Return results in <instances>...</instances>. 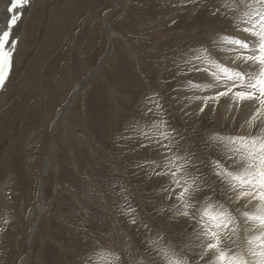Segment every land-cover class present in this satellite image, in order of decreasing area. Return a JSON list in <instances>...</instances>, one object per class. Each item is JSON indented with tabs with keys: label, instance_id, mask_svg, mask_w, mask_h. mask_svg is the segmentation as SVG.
<instances>
[{
	"label": "rangeland",
	"instance_id": "1",
	"mask_svg": "<svg viewBox=\"0 0 264 264\" xmlns=\"http://www.w3.org/2000/svg\"><path fill=\"white\" fill-rule=\"evenodd\" d=\"M117 1L66 0L63 12L45 20L44 1L36 6V0H30L22 10L20 29L12 30L15 38L20 30L16 49L22 42L23 48L21 55L20 50L14 51L3 87L8 100L0 106V117H5L0 124V133H4L0 140V181L16 174L23 185L17 205L9 208L11 212L0 207V264H112L108 250L120 253L124 264H133L132 253L139 251L142 255L135 259L140 264L146 258L145 241L149 236L154 238V232L131 225L121 214L123 196L139 213L138 219L145 220L154 231L166 233L167 239L177 244L175 236L184 222L176 224L157 213L163 198L160 186L167 183V178L149 179L136 167L155 153L138 148L137 139L120 137L139 136L133 129L134 122L144 126L146 98L158 93L154 98L167 109L171 123L187 136L203 161L204 173L211 175L208 163L214 153L206 149L203 137L210 132L234 134L248 117L247 106L235 114L233 110L224 111L222 101L210 106L215 112L206 108L200 114L201 104L188 99L196 90L185 87L186 80L215 82L204 71L188 72L191 65L185 61L199 54L201 61L215 59L236 67L231 60L235 54L221 50L228 46L217 47L212 41L217 34L241 39L248 35L226 29L225 20L211 14V8L219 6L218 0H126L127 11H117L109 22L117 35L112 39L113 50L117 49L120 57H110L98 68L111 44L103 18ZM224 2L230 5V14L237 4L239 16L247 11L241 0ZM8 5L9 0H0V31L7 27ZM30 16L33 25L29 33L35 37V44L22 39L31 26V22L27 24ZM201 61L194 63L206 67ZM241 67L247 69V65ZM86 77L89 83L52 130L57 113L70 102L71 93ZM218 90L224 91L222 87ZM33 123L38 126L36 149L40 153L36 169L27 167L29 161L22 149L23 132ZM51 160L52 170L44 173L45 162ZM210 183L208 191L214 188L216 196L228 203L216 180ZM40 193L42 207L37 206ZM32 210H37L36 215L27 220ZM251 235L242 232L241 242Z\"/></svg>",
	"mask_w": 264,
	"mask_h": 264
},
{
	"label": "snow or ice",
	"instance_id": "2",
	"mask_svg": "<svg viewBox=\"0 0 264 264\" xmlns=\"http://www.w3.org/2000/svg\"><path fill=\"white\" fill-rule=\"evenodd\" d=\"M9 2L7 27L0 31V89L9 76L18 43L12 29L20 20L22 10L30 4V0ZM218 3L219 6L211 8V14L222 17L226 29L234 28L248 35L241 39L217 34L212 41L217 47L228 46L221 50L235 54L231 60L236 67L215 59L201 61L199 54L185 61L191 65L188 72L204 71L215 82L200 84L186 80L185 87L196 90L188 99L200 102V114L229 94L234 104L251 102L255 111L240 125V131L234 134L210 132L203 137L206 149L214 153L208 163L209 175L202 170L203 161L189 145L187 136L171 123L167 109L154 98L159 94L146 98L147 111L142 119L147 116V121L144 126H140L139 121L133 125L139 136H121L120 139H137L138 148L155 153L153 158H144L136 167L149 179L167 178V183L160 186L163 198L157 213L166 215L176 224L183 221L185 226L175 236L179 242L173 244L166 233L154 231L145 220L138 219L139 213L123 196L121 214L127 216L131 225L154 232V238L149 236L145 241L146 258L140 264H264V0H241L247 8L242 17L237 14L239 4L230 14L229 4L224 0ZM203 50L208 53L207 48ZM194 61L207 66L200 67ZM241 65H247V69ZM219 87L224 91H219ZM210 110L215 112L214 107ZM185 115L190 113L185 112ZM213 178L228 203L216 196L214 188L208 191ZM242 232L245 236L252 234L244 243L241 242ZM188 252L192 255L188 256ZM107 254L112 264H124L120 253L108 250ZM141 255L139 251L132 253L133 264H136L135 257Z\"/></svg>",
	"mask_w": 264,
	"mask_h": 264
},
{
	"label": "bare ground",
	"instance_id": "3",
	"mask_svg": "<svg viewBox=\"0 0 264 264\" xmlns=\"http://www.w3.org/2000/svg\"><path fill=\"white\" fill-rule=\"evenodd\" d=\"M42 1H44L43 2V4H45V6L47 5V11H45V16H44V18H45V20H48V18L49 17H56V14L57 13H61V12H63L64 11V9H66V0H42ZM52 1V2H51ZM39 2H41V0H36V3H37V5L36 6H38V4H39ZM9 5H10V2H9ZM8 5V6H9ZM71 5V4H70ZM69 7V6H68ZM113 7H115L110 13H107L105 16H104V22H105V29H104V32H106V34L109 36V38L111 39V44H110V46H109V49L106 51V53H105V55H104V58L100 61V63H99V67L98 68H100V67H102L105 63H106V60L108 59V58H110V57H113L114 59H119V57H120V52H118L117 51V49L114 51L113 50V41H112V39L114 38V37H117V35L111 30V28H110V26H109V22H110V18H111V16L112 15H114L115 13H118V12H123L124 10L125 11H127L126 10V8H127V3H126V0H119V1H117L115 4H114V6ZM2 10V7H1V9H0V11ZM118 11V12H117ZM153 11V10H152ZM29 13V12H28ZM38 14V13H37ZM176 14H178L177 12L175 13V15ZM8 16H7V20L9 19V16H10V14H7ZM119 14H117V16H118ZM121 16V15H120ZM114 17V16H113ZM33 19H34V17H33ZM37 19V18H36ZM35 19V20H36ZM21 20H22V18H21ZM31 22V23H30ZM7 23V22H6ZM30 23V27H28L26 30H25V33H23V37H22V39H23V41L24 40H26V38H27V40H29V42H31V41H33L34 42V44H35V37L33 38L32 36H30V34L31 33H29V31L31 32V30H32V16H30L29 17V19L27 20V24H29ZM93 24V23H92ZM2 25H4L3 23H2ZM15 27H17V28H19L20 29V20L17 22V24L13 27V29L12 30H14V28ZM34 27V26H33ZM22 28V27H21ZM24 29V28H23ZM34 29V28H33ZM68 29V28H67ZM56 31H58V30H56ZM59 31H60V29H59ZM28 33H29V35H28ZM19 34H20V30L18 31V33H17V40H18V37H19ZM60 35H62V34H60ZM63 36H64V34H63ZM21 39V40H22ZM55 40V39H54ZM62 41V40H61ZM19 46V45H18ZM18 46L17 47H15V50L14 51H17V52H19V50H20V55H21V48H23V42L22 43H20V47H19V50L18 49H16V48H18ZM51 46V45H50ZM51 50H53V49H51ZM67 50V49H66ZM71 51V50H70ZM54 52V51H53ZM68 52H69V50H68ZM67 52V53H68ZM14 53V52H13ZM35 54H37V53H35ZM66 54V53H65ZM71 54V53H70ZM24 55H25V53H24ZM38 55V54H37ZM45 55H47V54H45ZM36 56V55H35ZM68 56H69V54H68ZM44 57V56H43ZM42 57V58H43ZM34 58V57H33ZM47 58V57H46ZM70 59V58H69ZM56 60V59H55ZM32 61H33V59H32ZM41 61V60H40ZM43 61V60H42ZM69 61H71V60H69ZM57 62V61H56ZM31 63H33V62H31ZM33 66V65H32ZM32 66L30 65V67L32 68ZM50 66V65H49ZM67 66V65H66ZM65 66V67H66ZM35 67V66H34ZM51 67V66H50ZM30 69V68H29ZM37 69V68H36ZM31 70V69H30ZM40 70V69H39ZM43 70V69H42ZM97 70H99V69H97ZM33 71V70H32ZM38 71V70H37ZM39 72L40 71H38V74H39ZM43 73H44V71H43ZM96 74V73H95ZM38 78H40V77H38ZM89 83V79L86 77L85 78V80L84 81H82L81 82V84L80 85H78V86H76L75 87V89L73 90V92L71 93L72 94V97L73 98H71V100H70V102L68 103V104H66L58 113H57V115H56V118H57V120L55 121V123H54V125H53V128H52V130H55L56 129V126H57V124H59L62 120H63V118L66 116V113H68L69 112V110L71 109V104H73V102H74V97H76L85 87H86V85ZM8 91V90H7ZM20 92H21V89H20ZM23 96V95H22ZM21 96V97H22ZM74 99V100H73ZM222 100H220V101H222V103H224L223 104V110L224 111H232V112H234L235 114L237 113V112H239L240 110H241V108H242V106H247L248 108H249V114H248V117H247V119L246 120H248L250 117H251V115H252V113L255 111V108H254V106H253V104L251 103V102H243V103H241V104H239V105H236V104H234L233 103V100L231 99V94H229L228 96H224L223 98H221ZM7 100H8V95H7V92H5V90L2 88V89H0V106L1 105H3L4 103L6 104V102H7ZM25 100V99H24ZM22 101V100H21ZM198 102V101H197ZM200 103V102H199ZM21 105V104H20ZM210 106H213V105H210ZM7 109V108H6ZM14 109V108H13ZM30 111V110H29ZM32 111V110H31ZM4 112V111H3ZM12 112V111H11ZM17 113V112H16ZM12 114V113H11ZM20 114V113H19ZM32 114H34V113H32ZM246 114V115H247ZM10 116V115H9ZM18 116V115H17ZM3 117H4V115H2L1 117H0V124L2 123V119H3ZM7 117V116H6ZM28 117H30V116H28ZM35 117V116H34ZM5 118V117H4ZM29 119V118H28ZM5 120H7L8 121V119H5ZM245 120V121H246ZM11 121V120H10ZM245 121H244V123H245ZM26 122V121H25ZM33 122V121H32ZM37 123V122H36ZM27 125V124H26ZM25 128V127H24ZM27 128V127H26ZM2 129V128H1ZM8 132H10V130H8ZM22 132V131H21ZM37 133H38V126H36V124L35 123H33V124H30L29 126H28V128H27V131H24L23 132V135H24V137H23V139H22V143H23V147H22V149L24 150L23 152H25L24 154H26V156H27V158H28V163H27V167L29 168V167H31V169H36V167H37V164L39 163L38 162V160H39V154L40 153H38V150L36 149V145H37ZM2 135H4V133L2 134V133H0V140H1V136ZM21 135V134H20ZM8 137V136H7ZM12 138V137H11ZM11 138H9V141H11L10 139ZM7 139V138H6ZM18 140V139H17ZM14 141H16L15 139L13 140V142ZM19 142V141H18ZM0 146H2V145H0ZM19 150H20V148H19ZM24 157H25V155H24ZM41 157V156H40ZM24 162V161H23ZM25 163V164H26ZM52 160L51 161H47V162H45V168H44V170H43V172L44 173H46V172H48V170L49 169H51L52 170V168H53V165H52ZM9 168V167H8ZM7 168V169H8ZM55 169V168H54ZM12 172V171H11ZM14 172V171H13ZM25 174V173H24ZM30 174V173H29ZM24 177V176H23ZM19 177L16 175V174H13V175H9V176H7L6 178H4L3 180H1L0 181V207H1V209L3 208V207H6L7 208V210H8V212L10 211V209L9 208H12V206L14 205V206H16L17 204H16V198H18V195L20 194L19 193V191H20V184L21 185H23V183H22V181L20 180V179H18ZM41 179V178H40ZM42 192V191H41ZM17 193V194H16ZM43 195V194H42ZM40 204L39 205H37L38 207H42V201H41V193H40ZM39 199V198H38ZM12 200H14V202H12ZM5 203H7V205L6 206H4L5 205ZM37 209V208H36ZM39 210H41V209H39ZM36 211L37 210H35V212L32 210L31 212H29V214H28V218H27V220L29 219V218H32L34 215H36L35 213H36ZM11 212V211H10ZM2 213V212H1ZM23 215V214H22ZM11 216V215H10ZM17 219H19V217H16ZM19 221V220H18ZM1 222H2V220H1ZM9 222V221H8ZM10 222L12 223V222H15V220L14 221H11L10 220ZM20 222V221H19ZM18 222V223H19ZM17 223V222H16ZM13 224H15V223H13ZM1 225V224H0ZM4 225H6L5 223H4ZM20 226V225H19ZM6 227V226H5ZM1 229V228H0ZM33 229H34V227L31 229L32 231H33ZM37 229V228H36ZM7 230V229H6ZM11 230V229H10ZM6 232V231H5ZM12 232V231H11ZM16 234V233H15ZM4 235V233L2 234V236ZM14 238H15V236H14ZM18 238V237H17ZM44 241V240H43ZM51 242V241H50ZM1 244V243H0ZM4 245V244H3ZM2 245V246H3ZM1 247V246H0Z\"/></svg>",
	"mask_w": 264,
	"mask_h": 264
}]
</instances>
